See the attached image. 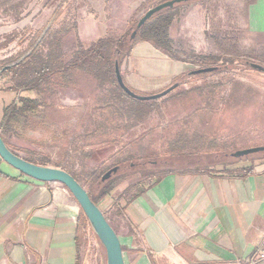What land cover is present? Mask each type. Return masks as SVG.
Masks as SVG:
<instances>
[{
    "label": "crops",
    "instance_id": "crops-1",
    "mask_svg": "<svg viewBox=\"0 0 264 264\" xmlns=\"http://www.w3.org/2000/svg\"><path fill=\"white\" fill-rule=\"evenodd\" d=\"M145 1L134 0L130 6L135 11ZM112 2L36 0L21 21L0 24V61L21 60L35 41L74 17L83 42L106 37L117 30L110 23L115 15ZM200 8L192 5L185 12V38L206 37L207 13L202 16ZM118 10L115 17L121 18L124 11ZM249 10L250 26L264 32V0H256ZM130 16L122 18L127 23ZM182 21L176 14L170 33ZM192 51L199 52V46ZM193 65L141 41L121 71L132 90L154 94L169 88ZM4 76L9 82L11 76ZM1 93L0 119L22 92L5 88ZM245 163L227 171L211 167L159 173L129 203L122 195L130 184H121L102 199L99 206L121 239L126 264H242L264 240V158ZM91 228L65 185L33 179L0 157V264H89ZM93 264L101 263L94 259Z\"/></svg>",
    "mask_w": 264,
    "mask_h": 264
},
{
    "label": "rangeland",
    "instance_id": "rangeland-1",
    "mask_svg": "<svg viewBox=\"0 0 264 264\" xmlns=\"http://www.w3.org/2000/svg\"><path fill=\"white\" fill-rule=\"evenodd\" d=\"M16 1L18 0H11V2ZM22 1H24L23 8H25L36 0ZM117 1L113 0L112 2L115 15L110 23L116 27V31L124 33L137 23L147 11L159 5L162 0H146L135 11L132 9V5L130 6L134 0H122V4H120V0ZM255 1L201 0L191 4L178 5L164 12L165 14L170 12L183 16V21L176 24L170 33V37L174 41V48L192 51L194 46L198 45L200 51L197 53H201L202 57L207 54L221 59L218 65L222 67V70L194 76L187 80L183 86L176 87L168 95L158 99L155 111L131 131L126 132L124 124L119 130H112L107 137L122 135V142L116 148L115 156L103 162V165H111L116 162L117 156L123 159L131 152H136L138 157L136 165L135 162L133 165H122L121 170H119L122 171L121 173L127 172L126 174H129L122 181L123 185L142 181L147 186L154 180L156 174L161 173L163 175L164 172L169 171L165 167H173V170L185 169L190 164H194L195 160H212L211 156L206 155L192 159L187 157L169 158L171 155L169 143L179 134L186 135L189 140L197 132L205 134L208 139L206 141L216 139L217 150L215 149V151H223L224 147L237 151L264 145V73L252 69L250 65L251 63H258L264 66V32L256 30L255 26H250L248 23L249 9L252 8V3ZM0 3V24L11 22L10 16L12 14L3 12L4 0H0ZM192 5L193 7H201L202 16L203 13H207L206 37L202 41L197 36L185 38L182 29V25L186 23L185 12ZM118 8H122L124 11L120 14L122 17L126 14L129 17L133 13L127 23L122 17H115L118 14ZM159 17L161 16L159 15L157 18ZM192 40L197 42L192 43ZM182 56L184 57L183 54ZM189 56V54L186 55V57ZM200 67L203 66L194 64L190 70ZM8 79L0 72V96L2 95L1 92L8 88ZM235 82L240 84L236 85ZM90 86L86 82L81 89H70L55 98L54 102L57 106L55 110L50 112L49 118H46V122L50 125L49 129L37 127L32 129L33 131H29L22 139H7L9 144L18 150L22 156H26L29 152L36 153V157L48 155L55 160L62 158L65 149L68 147L72 149L76 146L72 140L73 137L80 133L83 134L91 119L95 117V119L103 121L104 118L109 117L107 110L105 114L95 111L99 102L94 95L89 94ZM200 86L203 87V90H192ZM183 90H189V92L186 95L174 96ZM82 95L87 97L84 98ZM69 102L71 104H66ZM91 115L93 116L90 119ZM114 121L121 125L119 119L108 122V125L110 127L116 126ZM52 130H57L59 134L68 133L60 148L51 143L53 142ZM62 136L64 135L62 134ZM28 137L43 139L44 142L48 141L50 146L30 143L27 140ZM92 140L95 143L94 146H86L87 149L99 145L96 139ZM79 154L80 152L76 156L70 152L63 159V164L67 170L76 173L82 171V163L78 160ZM257 156H250L249 160L245 158L244 161L240 162L247 165L246 161L257 159ZM227 159L233 160L230 157ZM90 162L94 163V161ZM240 162H235L230 166H236ZM216 167L223 169L222 164H217ZM138 168L137 173H128L132 169ZM85 184L89 188L90 185ZM92 192L94 193L95 190ZM92 192V196L96 199L95 193ZM90 233L86 247L88 263L93 264L94 259H97L99 263L106 264V250L103 244L93 229L89 230Z\"/></svg>",
    "mask_w": 264,
    "mask_h": 264
},
{
    "label": "trees",
    "instance_id": "trees-1",
    "mask_svg": "<svg viewBox=\"0 0 264 264\" xmlns=\"http://www.w3.org/2000/svg\"><path fill=\"white\" fill-rule=\"evenodd\" d=\"M165 1L168 0H162L161 3ZM199 1L201 0L183 2L178 5ZM23 4L24 1L22 0L16 2L4 0L3 12L12 14L10 16L11 22H19L30 13L27 12L28 5L23 8ZM169 9L158 12L148 19L138 29L134 38H132V34L137 29L140 20L124 33L113 31L106 37L91 43H85L80 39L78 22L74 17L69 21L63 22L58 29H50L39 42L35 41L32 47L33 50L21 60L18 57L0 61L2 63L0 66L1 73L11 76L10 81L7 82L8 89L22 92L16 101L5 107L4 115L0 119V132L8 147L14 153L30 162L64 170H67V168L63 164V159L67 154L72 152V154L77 156L78 152H80L78 160L82 163V171L80 173L67 171L82 183L96 204L99 205L102 199L110 197L129 174L118 171L106 181L103 180L104 175L116 167L121 170L122 165H133V162L136 165L138 157L136 152H131L123 159L117 156L118 159L111 165H103V162L115 156V150L122 142V135L107 136L110 135L112 130H119L122 124H124L126 132L131 131L155 111L158 100H140L126 93L117 81L116 65L119 64L120 68L123 66L125 59L138 42L149 41L171 58L202 65L203 67H216L215 72L222 70V67L218 65L221 59L217 56L204 54L203 58L201 53L184 50L183 48H174V41L170 37V27L176 14L170 12L165 14L164 12ZM159 15L161 17L157 18ZM188 54L190 56L186 57ZM231 61L234 63L233 60ZM193 71L190 70L184 73L172 85L183 86L190 78L201 75H193ZM86 82L91 85L89 94L94 95L99 102L95 111L105 114L107 110L109 117L99 121L95 117L91 119L93 116L91 115L90 124L84 130V133L73 137L72 140L76 144L74 148L69 149L68 147L63 151L62 158L55 160L48 155L36 157V153L29 152L26 156H22L18 150L10 147L7 142L8 137L22 139L29 131H33L32 129L37 127L49 129L50 125L46 122V118H49L50 112L55 110L57 106L54 102L55 98L67 90L81 89ZM235 84L239 85L240 83L235 82ZM192 90H203V87H195ZM31 91L35 93L34 97L27 95V92ZM188 92L189 90H183L174 96L186 95ZM82 97L84 96L82 95ZM116 119L121 121V125L114 121L116 126L110 127L108 122ZM51 133L53 136V142L51 143L60 148L68 133L59 134L57 130H52ZM91 138L96 139L99 145L87 149L86 146H94L95 144ZM27 140L30 143H38L39 146H50L48 141L44 142L43 139L38 140L34 137H28ZM206 140H208L206 135L198 132L194 133L191 140L187 139L186 135L179 134L178 137L169 143L171 154L169 158L187 157L192 159L198 158L200 155L212 157L210 161L195 160L194 164H190L189 167L185 168L193 171L211 167L216 168L217 164H222L223 170L227 171L230 169V164L244 161L245 158L249 160L250 156L258 155L257 159L253 158L254 160L264 158V152L236 158L232 155L235 151L227 147H224L223 151H215L217 148L216 139ZM228 157L233 160H228ZM90 161H94V163L92 164ZM165 168L169 170L168 172L173 170V167ZM138 170L139 168L132 169L128 173H137ZM122 175L123 177H121ZM85 183L90 185L89 188H87ZM150 186L151 183L148 186H144L134 182L126 188L122 196L129 203ZM92 190H95V194ZM91 192L96 196V199Z\"/></svg>",
    "mask_w": 264,
    "mask_h": 264
},
{
    "label": "water",
    "instance_id": "water-1",
    "mask_svg": "<svg viewBox=\"0 0 264 264\" xmlns=\"http://www.w3.org/2000/svg\"><path fill=\"white\" fill-rule=\"evenodd\" d=\"M189 1L198 0H168L153 7L140 19L137 29L132 34V38L136 36L138 29L156 13L165 9L174 8L178 4ZM250 65L252 69L264 73L263 65L258 63H251ZM215 70L216 67H200L195 69L192 74L209 73ZM116 76L119 85L126 91V93L140 100H157L163 98L177 87V84H174L159 93L141 94L135 92L126 84L119 64L116 65ZM260 152H264V145L237 150L233 152L232 155L233 157L240 158ZM0 157L3 161L7 162L23 174L32 177L33 179L42 182H59L65 185L80 204L83 213L91 224L92 229L94 230L100 242L103 244L106 250V264H126L122 242L115 228L109 222L99 205L93 201L87 189L69 171L58 167L36 164L17 155L8 147L1 135V132ZM118 171L119 167L114 168L104 175L103 180L106 181Z\"/></svg>",
    "mask_w": 264,
    "mask_h": 264
},
{
    "label": "built area",
    "instance_id": "built-area-1",
    "mask_svg": "<svg viewBox=\"0 0 264 264\" xmlns=\"http://www.w3.org/2000/svg\"><path fill=\"white\" fill-rule=\"evenodd\" d=\"M242 264H264V240Z\"/></svg>",
    "mask_w": 264,
    "mask_h": 264
}]
</instances>
